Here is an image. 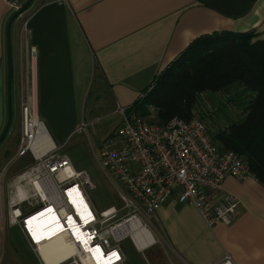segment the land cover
<instances>
[{
    "label": "crops",
    "instance_id": "1",
    "mask_svg": "<svg viewBox=\"0 0 264 264\" xmlns=\"http://www.w3.org/2000/svg\"><path fill=\"white\" fill-rule=\"evenodd\" d=\"M28 1L20 0L14 11L0 0V136L8 120L10 87L11 113L19 126L15 152L21 106L33 97L39 121L62 150L82 124L94 128L95 115L140 103L197 38L226 32L264 39V0H33L9 30L12 17ZM8 43L13 66L9 85ZM25 159L30 165L5 177L0 213L5 196V209L31 196L26 185H16L17 177L34 165L31 157ZM222 194L238 200L230 226L209 228L197 210L180 206L175 196L157 210L151 224L175 261L165 253L168 264H218L226 254L235 264H264V184L226 178ZM9 226L30 249L23 233ZM163 261L161 257L159 264H167Z\"/></svg>",
    "mask_w": 264,
    "mask_h": 264
},
{
    "label": "built area",
    "instance_id": "2",
    "mask_svg": "<svg viewBox=\"0 0 264 264\" xmlns=\"http://www.w3.org/2000/svg\"><path fill=\"white\" fill-rule=\"evenodd\" d=\"M1 1L14 11L20 5V0ZM34 57L33 51L32 77ZM144 98L145 93L140 102ZM33 99L21 106L20 142L17 154L0 173V200L6 170L19 159L31 157L34 165L17 177L16 184L26 185L31 196L10 202L8 223L23 233L40 264H46L42 251L51 239H56L57 244L64 241L59 251L65 255L54 257V264H95L94 259L107 264H127L122 249L126 240L144 255L155 244L167 254L150 217L173 196L180 206L197 210L209 228L216 223L223 226L233 223L238 200L222 194L224 180L246 182L253 174L240 156L220 152L201 119L173 118L168 124L159 125L155 124L151 108L149 115L142 117L135 106L118 107L116 113L122 115V125L117 135L121 140L117 144L114 140L104 143L98 162L102 172L112 175L127 196L120 194L124 205L119 211L113 207L96 211L88 197L95 189L90 175L85 170L75 171L61 148L54 145L46 126L39 121ZM89 127L92 125L82 124L77 132ZM45 213L51 220L41 231L35 218ZM48 228L57 229L55 236L39 238ZM218 264L235 263L226 254Z\"/></svg>",
    "mask_w": 264,
    "mask_h": 264
},
{
    "label": "trees",
    "instance_id": "3",
    "mask_svg": "<svg viewBox=\"0 0 264 264\" xmlns=\"http://www.w3.org/2000/svg\"><path fill=\"white\" fill-rule=\"evenodd\" d=\"M257 36L224 32L197 38L135 107L142 117L149 115L147 108L155 110V124L166 125L173 118L190 121L199 95L239 85L252 95L245 119L227 126L211 141L220 152L240 156L253 178L264 184V39Z\"/></svg>",
    "mask_w": 264,
    "mask_h": 264
},
{
    "label": "rangeland",
    "instance_id": "4",
    "mask_svg": "<svg viewBox=\"0 0 264 264\" xmlns=\"http://www.w3.org/2000/svg\"><path fill=\"white\" fill-rule=\"evenodd\" d=\"M251 96L250 93H245L237 84L229 88L226 87L220 93L207 92V94H201L196 100L194 118L201 119L205 123L206 129L212 137L222 132L227 126L245 119V112L248 109ZM116 111L109 115L108 113L110 112L105 115H95V118H93L96 119L94 128H87L81 133H74L68 144L61 151L72 164L75 171L81 172L85 170L90 175L95 189L89 192L88 197L96 211H105L109 207L119 211L124 205L120 199V194L127 196L123 187L116 183V179L112 175L102 172L98 162L102 150L101 147L104 143L114 140V144H117L121 140L117 135V131L122 125V115L116 113ZM151 114L152 117H155L157 112L152 110ZM16 119V116L12 114L10 131L4 139V144L0 146V173L16 154L19 132L18 120L16 121ZM25 165H30L29 159L23 158L13 165L11 164L6 170L5 177L11 178L10 176L13 174H18ZM5 197L2 201L3 210L0 213L3 217V219L0 218V264H40L38 256L32 254L28 248V243L15 228L7 224L9 208L7 206L5 209ZM1 209L2 206L0 207V212ZM125 213L124 211L121 216L125 215ZM150 222L152 223L151 217ZM122 249L126 253L127 264H148V262L150 264H159L161 257L162 259L164 257L165 263H169L165 257V252L159 249L156 244L145 255L136 252L131 246L130 240H126L122 244ZM168 257L169 260L175 262L170 253Z\"/></svg>",
    "mask_w": 264,
    "mask_h": 264
},
{
    "label": "bare ground",
    "instance_id": "5",
    "mask_svg": "<svg viewBox=\"0 0 264 264\" xmlns=\"http://www.w3.org/2000/svg\"><path fill=\"white\" fill-rule=\"evenodd\" d=\"M39 217H41V218L40 219H37ZM39 217H36L35 220H36V222L38 221V223H39L38 224V227L41 228V231H42V229H44V227L47 224H49V221L51 220V216L50 215H47L45 213V214H43V216H39ZM56 232H57V229L55 230V229H51V228L49 229L48 228V229H46L45 232L42 233V235L39 236V238H44V239H47L48 238V239H50L53 236H55L54 233H56ZM54 240H56V239H54ZM54 240L51 239V241L48 242L45 245V247L43 248L42 253L44 254V256H46V259H45L46 264H54L53 263L54 257L57 258L59 256H64L65 255V253H62V252L59 251L60 250L59 248L62 245H64V241L60 242V244H57V243H55L57 240L56 241H54ZM152 242H154V238L151 237L150 238V243H152ZM94 262H95V264H107L105 261L100 262V260L97 261L95 259H94ZM87 264H89V263H87Z\"/></svg>",
    "mask_w": 264,
    "mask_h": 264
},
{
    "label": "water",
    "instance_id": "6",
    "mask_svg": "<svg viewBox=\"0 0 264 264\" xmlns=\"http://www.w3.org/2000/svg\"><path fill=\"white\" fill-rule=\"evenodd\" d=\"M33 0H29L22 8L21 10H19V12L14 16L12 17V20L9 24V30L11 28V23L13 22V20L18 17L20 14L22 15L23 13H25V10L29 7V5L32 3ZM8 30V31H9ZM7 37H8V33H7ZM8 42L10 43V37H8ZM9 43H8V50H9V56H8V63H9V69H8V76H9V81H8V85L10 84V82L12 81V69H13V66H12V63L10 62V56H11V50H10V46H9ZM9 89V94H8V101H9V104H8V120H7V123H6V128L4 129V132L2 133V135L0 136V146L4 143V138H5V135L6 133L9 131L10 129V124H11V120H12V114H11V101H10V94H11V88L8 87Z\"/></svg>",
    "mask_w": 264,
    "mask_h": 264
},
{
    "label": "snow or ice",
    "instance_id": "7",
    "mask_svg": "<svg viewBox=\"0 0 264 264\" xmlns=\"http://www.w3.org/2000/svg\"><path fill=\"white\" fill-rule=\"evenodd\" d=\"M113 255H115V253H113Z\"/></svg>",
    "mask_w": 264,
    "mask_h": 264
}]
</instances>
